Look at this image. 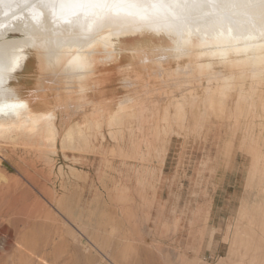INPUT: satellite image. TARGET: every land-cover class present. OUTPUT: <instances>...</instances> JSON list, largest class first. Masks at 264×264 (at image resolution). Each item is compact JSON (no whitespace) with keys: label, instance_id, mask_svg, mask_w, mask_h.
I'll list each match as a JSON object with an SVG mask.
<instances>
[{"label":"rangeland","instance_id":"1","mask_svg":"<svg viewBox=\"0 0 264 264\" xmlns=\"http://www.w3.org/2000/svg\"><path fill=\"white\" fill-rule=\"evenodd\" d=\"M225 129L106 134L77 162L0 142V264H264V131Z\"/></svg>","mask_w":264,"mask_h":264},{"label":"bare ground","instance_id":"2","mask_svg":"<svg viewBox=\"0 0 264 264\" xmlns=\"http://www.w3.org/2000/svg\"><path fill=\"white\" fill-rule=\"evenodd\" d=\"M18 2L0 3V142L49 156L60 150L65 159L76 152L77 162L88 160L86 153L98 150L93 140L99 138L100 148L106 134L116 143L130 135L133 146L146 129L150 143L161 144L191 126L206 133L237 130L246 121L249 133L264 131V32L257 11L222 33L210 25L183 35L109 30L90 46L57 49L50 58L39 40L25 43L30 13L6 7ZM4 184L31 193L17 179ZM29 185L41 193L32 180ZM35 213L21 210L28 220Z\"/></svg>","mask_w":264,"mask_h":264},{"label":"snow or ice","instance_id":"3","mask_svg":"<svg viewBox=\"0 0 264 264\" xmlns=\"http://www.w3.org/2000/svg\"><path fill=\"white\" fill-rule=\"evenodd\" d=\"M6 7L30 13L32 23L24 26L31 29L25 33V43L37 46L39 40L50 58L57 49L90 46L109 30L148 28L183 35L210 25L218 33L232 31L253 10L258 12L264 32V0H19ZM37 32L42 35L37 37ZM12 43L6 42L5 48Z\"/></svg>","mask_w":264,"mask_h":264}]
</instances>
